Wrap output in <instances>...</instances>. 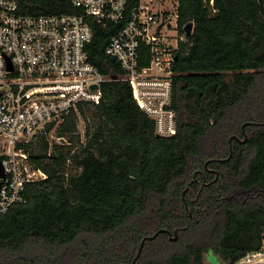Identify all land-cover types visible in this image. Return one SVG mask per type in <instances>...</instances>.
Here are the masks:
<instances>
[{"label":"trees","instance_id":"trees-1","mask_svg":"<svg viewBox=\"0 0 264 264\" xmlns=\"http://www.w3.org/2000/svg\"><path fill=\"white\" fill-rule=\"evenodd\" d=\"M17 2L27 14L75 9ZM215 6L210 15L202 0H179V32L193 26L174 62L175 134H156L129 83L108 80L98 103L58 123L65 142L49 140L52 122L21 144L46 177L0 216V264H207L208 251L230 264L263 246L264 0ZM90 23V61L120 76L104 48L122 23Z\"/></svg>","mask_w":264,"mask_h":264},{"label":"built area","instance_id":"built-area-1","mask_svg":"<svg viewBox=\"0 0 264 264\" xmlns=\"http://www.w3.org/2000/svg\"><path fill=\"white\" fill-rule=\"evenodd\" d=\"M166 1L174 9L157 8ZM69 2L74 11L27 14L17 0H0V216L27 202L28 182L46 177L21 144L71 110L77 112L79 103H98L104 81L129 83L139 107L154 120L156 134L176 131L172 77L178 44L187 36L178 29L179 0ZM202 2L210 15L217 13L215 0ZM90 18L103 25L122 23L104 48L105 55L118 61L120 76H106L90 61ZM142 46L149 57L145 65H140ZM230 264H264V244Z\"/></svg>","mask_w":264,"mask_h":264},{"label":"rangeland","instance_id":"rangeland-1","mask_svg":"<svg viewBox=\"0 0 264 264\" xmlns=\"http://www.w3.org/2000/svg\"><path fill=\"white\" fill-rule=\"evenodd\" d=\"M173 4L174 3H172L171 1H166V2L157 3L156 5H157V8L158 7H165V6L168 5L169 8L174 9L175 6ZM57 125L58 124L54 125V127H52V129L48 133V137H49L50 141H57V138H56ZM77 126H78L79 132L81 133V137H83L84 129H85V122L80 117V115H78V124H77ZM205 260H206L207 263H210V264H222L221 261L218 260L217 257L211 251H208V252L205 253ZM134 263H135V261L133 262V264Z\"/></svg>","mask_w":264,"mask_h":264},{"label":"water","instance_id":"water-1","mask_svg":"<svg viewBox=\"0 0 264 264\" xmlns=\"http://www.w3.org/2000/svg\"><path fill=\"white\" fill-rule=\"evenodd\" d=\"M192 26H193L192 22H187V23L183 26V30H184V32H185L187 35L191 34V32H192ZM96 86H97L96 84H92V87H93V88H95ZM0 175H2L1 163H0ZM162 230H163V229H162ZM151 237H153V235L150 236V238H151ZM175 238H176V236L172 237V239H175ZM143 241H144V238L142 239V242H143ZM142 242H141V244H140V247H139L138 253H139V251H140V249H141ZM133 262H134V260H133ZM119 264H124V263H119ZM131 264H133V263H131Z\"/></svg>","mask_w":264,"mask_h":264}]
</instances>
